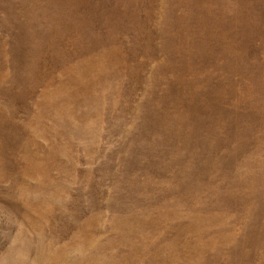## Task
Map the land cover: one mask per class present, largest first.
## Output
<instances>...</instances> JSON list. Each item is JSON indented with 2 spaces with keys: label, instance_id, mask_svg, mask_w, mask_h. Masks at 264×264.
<instances>
[{
  "label": "rangeland",
  "instance_id": "rangeland-1",
  "mask_svg": "<svg viewBox=\"0 0 264 264\" xmlns=\"http://www.w3.org/2000/svg\"><path fill=\"white\" fill-rule=\"evenodd\" d=\"M0 264H264V0H0Z\"/></svg>",
  "mask_w": 264,
  "mask_h": 264
}]
</instances>
